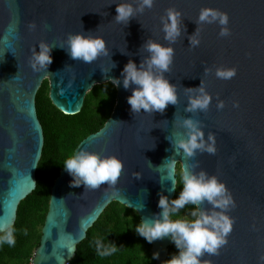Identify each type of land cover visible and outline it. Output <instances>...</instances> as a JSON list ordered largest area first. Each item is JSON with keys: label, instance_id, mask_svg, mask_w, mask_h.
Returning <instances> with one entry per match:
<instances>
[{"label": "water", "instance_id": "obj_1", "mask_svg": "<svg viewBox=\"0 0 264 264\" xmlns=\"http://www.w3.org/2000/svg\"><path fill=\"white\" fill-rule=\"evenodd\" d=\"M125 2L135 7L139 0H0V221L14 226L19 205L37 187L45 137L36 97L43 83L49 82V97L57 109L77 115L95 86L111 83L109 78L122 80L129 60L139 65L150 55L143 45L151 39L175 49L164 75L177 86L178 103L169 104L163 113L133 114L127 103L132 87H116L110 118L75 152L83 148L115 156L123 163L121 175L115 185L105 182L85 189L70 186L73 178L62 169L51 187L31 264L70 263L114 202L135 211L141 221L156 219L159 194L172 200L177 193L169 191L171 182L163 168L167 159L176 161L177 171L186 166L191 172L215 175L235 200L227 213L235 221L228 243L218 255L205 253L201 264H264V0H155L127 26L114 20L117 4ZM169 8L179 10L183 20L182 35L173 45L164 39L161 23ZM202 8L227 13L230 35L221 37L218 23L201 24L196 36L200 44L190 48L188 37L196 31ZM78 33L102 38L108 56L91 63L71 59L60 45L66 48L67 37ZM42 41L55 46L52 63L46 71L35 72L31 54L34 48L39 51ZM233 67L236 76L217 78L218 68ZM201 81L213 98L209 108L186 112L191 95L187 89L198 88ZM220 101L222 109L217 108ZM234 102L239 107H233ZM186 118L200 121L205 139L209 132L215 135V155L198 151L188 158L176 150L175 141L186 138ZM200 208L211 205L205 201ZM150 244L152 254H159L155 264H164L173 246L170 237Z\"/></svg>", "mask_w": 264, "mask_h": 264}, {"label": "clouds", "instance_id": "obj_2", "mask_svg": "<svg viewBox=\"0 0 264 264\" xmlns=\"http://www.w3.org/2000/svg\"><path fill=\"white\" fill-rule=\"evenodd\" d=\"M154 2L155 0H139L135 7L133 3H118L114 20L127 26L137 13L142 14L145 8L151 9ZM182 21V13L175 8L167 9L166 16L161 17L164 39L169 45L175 44L182 35ZM195 23L196 31L188 37L190 48L198 47L200 44L196 36L201 24L218 23L221 25L219 35L221 37L230 35L228 14L220 10L202 8ZM30 27L35 28V24ZM38 47L39 51H36V48L32 50L30 66L35 72L46 71L52 63L51 52L55 46L42 41ZM60 47L71 59L85 63H91L98 57L109 54L102 38L82 33L70 34L66 40V48L64 44ZM143 47L150 55L139 65L129 60L120 74L123 79L114 77L109 78V81L113 87L122 85L125 90L132 87L127 103L133 114L141 113V110L144 113H163L169 104L178 103L177 86L170 83L164 75L170 71L173 64L175 49L171 46L165 47L151 39H148ZM112 66L115 67L114 64ZM205 71L207 72L208 69ZM236 74L237 70L234 67L216 70V76L220 79H231ZM103 91L107 97L106 88ZM187 92L191 95L184 109L186 112L208 110L213 98L203 86V81L198 88H189ZM223 107V102H218L217 108ZM233 107H239V104L234 102ZM183 127L187 130L186 138L175 141L176 150H182L188 158L194 157L198 151L215 155V135L209 132L205 139L200 121L186 118L183 120ZM62 167L73 178L70 186L83 185L85 189H97L105 182L108 185H115L121 175L123 163L115 156H101L99 153L81 148L64 160ZM163 168L167 173L166 179L171 182L169 191H176L179 183L182 186L179 194L172 200L159 194L157 207L161 211L155 214L157 218L142 220L135 224L134 231L148 243L170 237L178 252L171 255L164 264H201V257L205 253L210 256L218 255L219 250L228 243L227 237L235 221L227 213L236 206L235 200L226 185L215 175H209L203 170L199 173L191 172L185 166L179 169L177 179V165L174 159H167ZM205 201L211 205V208H200ZM186 205H192L193 208L188 215L181 216L180 210ZM15 231L11 223L0 221V245L5 243L9 246L14 245ZM25 234H27L26 230ZM94 245L96 254L101 258L111 256L118 251L115 244H105L100 238L94 240ZM158 257L159 254L154 253L152 259ZM261 260L264 261V257H261ZM204 264L211 262L204 261Z\"/></svg>", "mask_w": 264, "mask_h": 264}, {"label": "trees", "instance_id": "obj_3", "mask_svg": "<svg viewBox=\"0 0 264 264\" xmlns=\"http://www.w3.org/2000/svg\"><path fill=\"white\" fill-rule=\"evenodd\" d=\"M105 88L107 97L103 91ZM49 93V82L46 80L36 97L38 118L45 137L37 170V187L19 205L14 225L15 244L0 245V264H31L34 252L40 245L41 231L49 209L51 187L64 169L63 161L74 155L85 138L103 128L115 107L117 90L111 83L95 86L87 94L82 111L73 116L57 109L50 100ZM180 168L178 166L177 179ZM180 187L182 186L178 183L175 198ZM192 208V205H186L180 210V215H185ZM140 222L135 211L119 203H112L88 231L87 238L78 246L76 257L69 264H155L151 244L134 231L135 224ZM96 238L102 239L105 244H115L118 251L108 257H99L94 245ZM177 252L173 244L167 260Z\"/></svg>", "mask_w": 264, "mask_h": 264}, {"label": "rangeland", "instance_id": "obj_4", "mask_svg": "<svg viewBox=\"0 0 264 264\" xmlns=\"http://www.w3.org/2000/svg\"><path fill=\"white\" fill-rule=\"evenodd\" d=\"M190 213V211H188L185 215H188ZM189 218H191V217H189Z\"/></svg>", "mask_w": 264, "mask_h": 264}, {"label": "built area", "instance_id": "obj_5", "mask_svg": "<svg viewBox=\"0 0 264 264\" xmlns=\"http://www.w3.org/2000/svg\"><path fill=\"white\" fill-rule=\"evenodd\" d=\"M69 264V263H68Z\"/></svg>", "mask_w": 264, "mask_h": 264}]
</instances>
